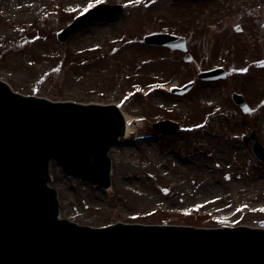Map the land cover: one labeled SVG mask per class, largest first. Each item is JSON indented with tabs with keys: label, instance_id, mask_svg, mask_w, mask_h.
I'll return each instance as SVG.
<instances>
[{
	"label": "rangeland",
	"instance_id": "obj_1",
	"mask_svg": "<svg viewBox=\"0 0 264 264\" xmlns=\"http://www.w3.org/2000/svg\"><path fill=\"white\" fill-rule=\"evenodd\" d=\"M88 3H120L124 11L61 45L58 32ZM150 32L183 35L192 59L144 43ZM261 59L264 0H0L1 79L51 100L117 102L131 116L133 131L111 149L110 188L51 163L61 216L80 224L264 226V163L241 138L253 127L264 144V103L254 99L245 114L229 97L260 90L250 78L264 73ZM215 65L228 69L225 80L170 92ZM157 119L177 120L179 130L160 133Z\"/></svg>",
	"mask_w": 264,
	"mask_h": 264
},
{
	"label": "water",
	"instance_id": "obj_2",
	"mask_svg": "<svg viewBox=\"0 0 264 264\" xmlns=\"http://www.w3.org/2000/svg\"><path fill=\"white\" fill-rule=\"evenodd\" d=\"M121 12L118 4H98L76 16L58 39L64 44L85 24ZM144 41L184 43L165 33L146 35ZM216 75L224 71L198 74ZM153 127L166 133L177 129L169 120ZM124 128L115 104L53 101L15 92L0 80V264H264L260 226L115 222L93 228L58 219V196L48 184L50 162L65 175L107 188V153ZM244 139L264 162V147L254 133Z\"/></svg>",
	"mask_w": 264,
	"mask_h": 264
},
{
	"label": "flooded vegetation",
	"instance_id": "obj_3",
	"mask_svg": "<svg viewBox=\"0 0 264 264\" xmlns=\"http://www.w3.org/2000/svg\"><path fill=\"white\" fill-rule=\"evenodd\" d=\"M225 4H228V2H225ZM250 80H251L252 84H253V81H258V84L260 85V90L259 91H256L255 89L252 88L250 94H248V95H246L244 93V91H242V90L241 91H237V92H240L243 95V97H244V99H245V101L247 103H253L254 99L255 100L259 99L257 102H262L264 96L261 95V98H260V97H258V93L264 94V73H258L257 75L251 74ZM193 86H194V83H193ZM254 91H256V92H254ZM253 92H254V95H253ZM231 93H230V97H231ZM231 101H232V99H231Z\"/></svg>",
	"mask_w": 264,
	"mask_h": 264
},
{
	"label": "bare ground",
	"instance_id": "obj_4",
	"mask_svg": "<svg viewBox=\"0 0 264 264\" xmlns=\"http://www.w3.org/2000/svg\"><path fill=\"white\" fill-rule=\"evenodd\" d=\"M114 103H117V102H114ZM122 109V108H121ZM122 113H123V118H124V121H125V124H126V128H125V136H127L129 134V132H132L133 129L129 127V122L131 120V116L130 115H127L124 110L122 109ZM140 124V123H139ZM112 149V147H111ZM111 149H110V152H109V157L111 158Z\"/></svg>",
	"mask_w": 264,
	"mask_h": 264
},
{
	"label": "snow or ice",
	"instance_id": "obj_5",
	"mask_svg": "<svg viewBox=\"0 0 264 264\" xmlns=\"http://www.w3.org/2000/svg\"><path fill=\"white\" fill-rule=\"evenodd\" d=\"M92 7H93V4L92 3H88L87 7L85 8V11H87L89 8H92ZM239 71L244 72V71H247V69L241 68V69H239ZM261 103H264V101H262ZM261 210L264 211V209H261Z\"/></svg>",
	"mask_w": 264,
	"mask_h": 264
}]
</instances>
